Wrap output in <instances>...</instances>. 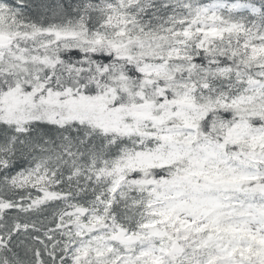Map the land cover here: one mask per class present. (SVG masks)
I'll list each match as a JSON object with an SVG mask.
<instances>
[{"label": "snow or ice", "instance_id": "1", "mask_svg": "<svg viewBox=\"0 0 264 264\" xmlns=\"http://www.w3.org/2000/svg\"><path fill=\"white\" fill-rule=\"evenodd\" d=\"M0 264H264V0H0Z\"/></svg>", "mask_w": 264, "mask_h": 264}]
</instances>
